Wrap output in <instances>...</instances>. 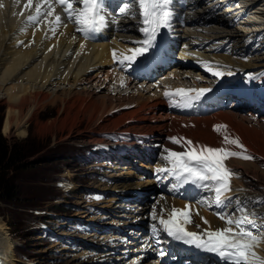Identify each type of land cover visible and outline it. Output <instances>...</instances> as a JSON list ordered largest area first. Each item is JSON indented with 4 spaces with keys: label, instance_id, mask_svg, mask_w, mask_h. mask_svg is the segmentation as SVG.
I'll list each match as a JSON object with an SVG mask.
<instances>
[{
    "label": "bare ground",
    "instance_id": "1",
    "mask_svg": "<svg viewBox=\"0 0 264 264\" xmlns=\"http://www.w3.org/2000/svg\"><path fill=\"white\" fill-rule=\"evenodd\" d=\"M124 1L131 5L130 10L126 14H121L119 10L114 13L113 18L115 21L122 20L120 30L116 31L111 39L103 40L98 35L92 40H85L82 37V33L76 31L78 26L73 21L68 20L66 15L56 6H54L55 14L61 15V23L59 26H55V33H53L51 29L54 27L52 23L54 16L45 18L46 5L42 7L38 21H23L27 13L30 15L35 14V3L41 2V0H33L32 7L27 9L24 7L26 0H20L19 3L15 4L13 0H0V3L3 4V7H0V91L5 90L7 92V99L4 101L6 104V113L3 121L4 133L13 131L25 134L28 124L37 118V113L40 109L45 105L58 103L60 107L57 116L51 122L53 125L59 124L62 127L67 125L72 128V126L79 123L78 112L84 110V113L88 115V124L90 122H95L96 124L99 121L100 123H97L96 126H99L103 131L117 127L116 132L118 131L128 136L129 140L115 143L111 145L112 148H122L127 154H136L139 157L143 155L146 158L153 157L154 160H157L156 164L168 165L162 158L166 155L165 149L174 151L184 150V145L173 143L169 139L173 136L186 138L193 141L194 144L208 145L210 147L222 146L223 137L224 135H228V131L221 129L216 131L213 126L218 125L217 122H221L220 124H222L221 120L229 125L233 123L238 125L240 122L238 114L230 110H221L222 108L218 107L217 110L209 109L212 111H210L211 114L196 115L204 112L201 110L202 101L204 103L212 101L213 98H217L218 93L230 89H219L222 83L228 84L227 79L233 77V80L229 81L238 83L240 80L238 76L241 74L242 76H247L248 74H245V69L250 67L254 69L255 77L263 75L261 73L264 71L262 69L264 68V0H179L176 3L173 0L171 5V26L169 28L174 32L168 35L164 34L166 41L162 46L158 47L154 45L147 53L140 57L146 60L149 58V54H154L157 51L155 60H151L150 62L154 71L156 70V61L165 60L164 45L167 44L171 48L168 49V55L173 51L172 46L181 49L176 56L177 62L181 63V66L193 65L201 68L208 74H212L205 70L204 62H208L213 69L219 68L224 72L225 75L219 77L221 78V83L218 81V86L215 89L211 88V91L206 93L200 100L194 101L191 107L177 106L175 102L179 99H162L159 93L151 91L152 93L146 97L137 95L131 96L130 99L128 98V104L125 103L128 107L124 108L125 111L118 112L119 114L116 117H103V115L105 116V114L110 113L108 111L111 108L108 102L111 103V99L104 97L106 99L101 98L99 101H96L97 99H91L92 96L90 97L88 94H82V92L78 91H65V93L61 94L46 91L49 85L54 86L55 83H71V85H74L73 87H76L80 84L90 83L92 80L100 81V83L108 78L111 80L117 74V67L126 68L129 65L127 62L121 64L112 59V49H116L118 54L126 52L127 49L137 47L138 45L134 41L140 40L135 37V24L126 19L139 16L138 5L135 3V0ZM176 21L180 22V25L177 27ZM35 25L36 27L34 28ZM182 36L188 38L186 44L181 43ZM81 45H83V48ZM260 50H263V52H260ZM141 63L139 57H137L136 61L131 64V67L136 69L133 72L134 74L139 70ZM116 64L118 66H115ZM168 70L169 72H167ZM175 70V66L164 70L160 75L163 76L161 83L167 84L168 77L164 75ZM229 72L232 75H228L227 73ZM188 75H190V72H188ZM178 76L181 75L176 74L174 78ZM119 82L121 83V80ZM239 84L244 86L248 83L242 82ZM202 85L210 88L204 84ZM170 87L174 88V85H170ZM244 87L237 92V95H239L240 99L244 100L247 107L242 108L237 102L233 105H237L241 110L246 109V112H249L247 114H252L254 104L259 102H257V98L253 95L252 89L256 87L263 91L264 77L253 79L250 85ZM259 100L261 101L260 97ZM121 104L123 105V102ZM256 112L263 113L262 115H264L262 108H258ZM240 118L242 120L243 117L240 116ZM260 119L264 120V116ZM201 124H206L208 128L212 127L211 131L207 130L204 132L200 130ZM188 127H195V129H188ZM176 129L179 130L178 134L176 133ZM247 129L249 128L247 127ZM169 133H171V136ZM260 134L262 133L259 131L256 135L261 136ZM229 136L234 137L232 133ZM89 139L92 143L101 142L102 144L103 142V137L100 135H89ZM243 140L244 144H247L248 147L249 143L247 139ZM250 141L252 142V140ZM117 146L119 148H116ZM228 147L232 148L233 146L228 145ZM259 152L264 157V150L260 149ZM126 159H129V157L126 156ZM226 163L237 173L231 180L232 190L226 194V196L232 198L227 207L224 206V203L218 205L215 202V193L213 191L202 189L198 186L190 190L183 185L174 190L173 185H170L167 188L170 197H164L159 191H156L152 179L148 177V172L143 176L139 174L131 182L121 181L115 182L114 185L112 184L113 186L109 187L112 193L106 195L107 199H101L103 201L101 204L110 205L117 200L120 201L117 202V208H121L129 197H143L144 199L146 193L153 195V190H155V204H149V213H153L155 209L157 217L163 216L167 218V213L173 207L182 209L185 205H190L193 222L188 224L187 227L193 232H201L204 229L215 230L224 228L226 226V224L222 223L224 221L218 218L219 222H217L214 216H217V212L239 215L240 213L235 211L238 206L237 200H239V206L246 208L248 213H254L259 224L261 219L259 213L264 211V169L258 163L242 159H230ZM157 167L159 168L158 165ZM120 168L124 170V172L122 171L123 174H129L126 170H131L125 165H122ZM173 183H176L175 179ZM180 189L188 191V195L197 193L195 201H206V203H189L185 199L184 201L178 200L177 198L180 196L176 197V195H178V190ZM201 197H205V199H201L200 201L199 198ZM147 200L149 203H152L151 197L147 198ZM128 203L127 208L131 206L137 207L138 210L136 212H140L133 216L135 219L140 220L136 224H131L136 228L140 227L138 229L129 227L135 231H140V233L138 235L135 233V235L130 237H126L127 234L118 235L119 237L107 232L103 234L104 231L98 235L95 233L87 235L86 237L97 236V239L89 241L103 251L102 254L97 255L95 258H102V261H109L111 258L121 260L128 253H131L134 256L130 260H126L127 262L125 261V264H130L129 262L135 257V251L140 250L141 244H143V247L151 244L147 236L149 227L145 226L147 224L143 218V213L146 212L145 208L139 206V204ZM144 204H147V201ZM151 206L152 210H150ZM123 210H125L124 207ZM117 216L126 215L121 214ZM201 217L207 220L208 223H204ZM130 221L127 219L122 222L113 220L104 224L111 225L115 223L117 225L124 224L128 226L130 225ZM156 221L157 230H153V225L149 228L152 231L151 235L161 232L162 228L159 226L158 220ZM196 225H199V227ZM99 226L98 229L103 230V227L107 228L102 224ZM6 229V224L0 219L1 259L4 261L7 258L4 261L5 264H16L15 261L17 259L14 257V250L12 249L10 237ZM109 231H111V228ZM98 237L100 238L98 239ZM110 237H112L111 241L108 242V238ZM138 238L140 239L139 244L131 248L130 244H135ZM129 239L134 240V242H126ZM124 242H126L125 245ZM109 244L113 245L107 247ZM119 245H122V249L118 251L119 255L112 257V252ZM256 248L264 255V242H261ZM214 255L216 258H220L216 254ZM6 260L9 262H6ZM212 260L213 258L210 259V261Z\"/></svg>",
    "mask_w": 264,
    "mask_h": 264
},
{
    "label": "rangeland",
    "instance_id": "2",
    "mask_svg": "<svg viewBox=\"0 0 264 264\" xmlns=\"http://www.w3.org/2000/svg\"><path fill=\"white\" fill-rule=\"evenodd\" d=\"M263 50H260V52H263ZM181 67H189L188 70H191L193 75L196 74L202 78V81L198 80V82L204 83L205 86L210 87L209 89H215L218 86V81L221 83V78H217L214 75L208 74L201 68H197L193 65H180V70ZM167 72H169V70ZM245 72L249 74L251 73V75L241 77L238 83H232V81H228L229 84L221 85V88L219 87V89L223 90H225V88H230L233 91L229 89L225 92L218 93V101L213 103L214 99H217L213 98L212 101L210 100L207 103L214 104L210 106H219L223 103L225 106H223L221 110H230L233 111V113L238 114V120H240L238 125H235L236 123L229 125L224 123L223 120H221L222 124H220L221 122H216L218 125H226L227 128L221 130H227L228 135L232 133L234 137L239 138L240 142L245 145L247 154L253 157V159L247 161L258 163L260 167L264 169V157L259 152L260 149L264 150V120L260 119L264 115H262L263 113L256 112L258 108H262V110H264V91H259L256 87L252 89L253 94L258 97L257 102L259 101L257 104H254V111L251 110L252 114L254 115L247 114L249 112H246V109L241 110L237 105H233L237 102L239 106H242V108L247 107L244 100L239 98L237 92L241 90V88H245L244 86L250 85V82L255 79V71L250 67L246 68ZM261 74H264V71ZM118 76V74H115L113 79L110 80L108 78L107 80H103L101 83L100 81L92 80L90 83L80 84L76 87H73L74 85H71V83H55L54 86L49 85L46 88V91H51L53 93L56 92L57 94H61L63 92L65 93V91H78L82 92V94H88L90 97L92 96L91 99H97L96 101H99L101 98L111 99L112 102H108V105L111 108L108 111L110 113L107 115L105 114V116L103 115V117L113 118L116 117L120 112L125 111V109L128 107L125 105V103L128 104L131 96L139 95L146 97L152 92H155V89L151 90L139 87V84L135 85L133 82L127 81V83H125V81L128 79L125 75H122L123 78H121L122 76H119L120 78ZM157 78L159 77H155V79ZM119 79H123V85L119 82ZM172 79L173 82L177 84H190L193 82L192 77L190 78L183 75ZM242 82H247L248 84L241 86L239 83ZM6 97L7 92L5 90H1L0 109H3V113H1L2 135L8 141H12L24 139L30 133L42 141V143L38 145L40 150L33 156L29 157L28 160L36 162L29 170V173L35 177L34 179L44 178L43 181L37 183L34 182L33 185L35 187L31 190L40 192V195H42V197L45 199L41 200L40 206L37 207L23 205L19 200H0V219L7 226L6 230L10 237V243L13 247L12 249L14 250V257L17 259V261H15L16 264H125V261L130 260V257H132L131 253H128L125 258L121 260L111 258V261H102V258H95L97 255L103 253L102 249L98 248L95 244L93 245V243L89 241L92 239H97V236L86 237L87 235L94 233L98 235L103 231V234L106 232L110 233V228H119V225L115 223L111 224L112 226L106 225L107 228L105 230L98 229L100 227L99 225L104 224L105 222H111L113 220L121 222L124 220L123 218L122 220L117 219L120 217L115 215L117 213L115 212V208H117L118 205L117 202L120 201L116 200L110 205L101 204L99 200L100 194L95 193V190L99 189L100 192H102L103 189L107 190L108 194L101 195V199H107L106 195H110L112 193L109 187H112L115 182H131L135 180L139 174H142L143 176L148 172V177L152 179L155 189H160L162 196L170 197V193L167 191V188L174 184L173 177H170L169 180V175L167 173L157 172L151 174L150 171L154 169V165L156 164L157 160L141 159L138 158L139 156L136 154L127 156L129 159L134 156L130 160H124L123 158L119 159V162H121L122 165H125L131 169L130 171L126 170L129 174H123L122 171L124 172V170H121L120 168L122 165L119 163L108 164L107 157L112 154L110 152V149L113 150L111 145H114V142L119 139L122 141L129 140L128 136L118 131L116 132L117 127L103 131L99 126H96L97 123H100L99 121L96 124L95 122H90L89 125L87 123L88 115L84 113V110H80L78 112L77 116L79 123L78 125L72 126V128L71 126L67 125H64V127L60 126L59 124L53 125L51 122L57 116V112L60 107L58 103L48 104L40 109L37 113V118L28 124L25 134H19L13 131L10 133H4L3 121L6 113V104L4 101L7 99ZM259 97L261 98V101L259 100ZM122 102L123 105L121 104ZM201 103V110L204 112H200L196 116L211 114L212 111L209 110V106L207 107L203 101ZM240 116L243 117L242 120ZM240 123L242 124L240 125ZM247 127L249 129H247ZM211 128L212 127L208 128L206 124H201L200 130L204 132L207 130L211 131ZM188 129H195V127H188ZM259 131L262 133L260 134L261 136L256 135L259 133ZM178 132L179 130H177L176 133L178 134ZM92 134L95 136H102V144L101 142L92 143L89 141V135ZM170 134L171 133H169V135ZM243 139H247L250 147H247V144H244L245 142H243ZM250 140H252L254 147ZM109 143L114 144L109 145ZM180 145L183 144L180 143ZM116 148H119V146ZM232 148V150H239L235 146ZM156 165H158L159 168L164 166L162 164ZM167 166L169 165L164 167ZM178 191L181 193L176 195V197L180 196L177 198L178 200L184 201L185 199V201L189 203L197 202V200L195 201V197L197 198V193L188 195V191H184L183 189ZM87 193L90 195V197ZM22 197H26V195L23 196L21 194V198ZM199 199L201 201V199H205V197H201ZM100 207L104 208L103 213L98 212ZM127 211L130 212V210H125V212ZM259 216L264 218V211L260 212ZM144 217L145 216L143 215V218ZM214 218L217 222H219L217 216H214ZM127 220L130 221L131 219ZM131 222L133 221H130L129 223ZM144 222L147 224L145 225L146 227L148 226L150 228L151 225H156L157 227V221H155L153 217L151 218V215L148 217V219L145 218ZM222 223L225 224V222ZM149 228L147 230V236L150 239L151 235L149 234ZM261 231L264 232V229ZM99 238L100 237H98V239ZM111 238L112 237L108 238V242L111 241ZM139 240L140 239L138 238V241ZM129 241L134 242V240L130 239L126 242ZM126 242H124V245ZM138 244L139 243L135 242V244L132 243L130 245L131 248H134ZM112 245L113 244H109L107 247H111ZM122 245H119L120 247L118 246L117 251L122 249ZM256 251L259 256L264 257V255L261 254L257 248ZM117 255H119V252H116V250H114L111 254L112 257ZM120 255L122 256V254ZM128 255H130V257ZM6 262L9 261L6 260Z\"/></svg>",
    "mask_w": 264,
    "mask_h": 264
},
{
    "label": "snow or ice",
    "instance_id": "3",
    "mask_svg": "<svg viewBox=\"0 0 264 264\" xmlns=\"http://www.w3.org/2000/svg\"><path fill=\"white\" fill-rule=\"evenodd\" d=\"M20 0H13V3H19ZM173 0H135L139 8L140 33L143 34L142 40L134 41L137 47L127 49L126 52L118 54L116 49H112V59L123 64L127 62L129 66L136 61L137 57L143 56L151 49L157 39L161 29L169 28L172 18ZM54 4L63 9L67 19L73 21L78 27L76 31L82 32L84 38L100 31L106 24L105 0H41L35 3V14L28 15L27 21H38L41 10L44 5L47 6L45 18L54 16V27L51 29L55 33V26L61 23V15L55 14ZM33 0H26L24 7L31 8ZM0 7L3 4L0 3ZM131 8L129 3H125L120 8L121 14H126ZM15 15V13H13ZM23 30V29H22ZM83 48V45H81ZM205 70L219 78L225 75L219 68L213 69L208 62H204ZM232 75L231 72L227 73ZM197 79H200L197 77ZM123 85V79H121ZM143 87V86H141ZM209 88H175L164 91L166 98L178 97L175 103L177 106L191 107L194 101L200 100ZM214 130L226 129V125H214ZM173 143H183V151H174L165 149L166 155L162 158L169 167H161L157 172L167 173L176 181L173 188H179L186 184H193L202 189H207L215 193V202L219 205L224 203L227 207L231 202V197L226 196L231 189V179L237 173L228 167L227 161L231 158L251 160L253 157L247 154V149L239 138L224 135L222 146L210 147L208 145L194 144L193 141L183 137H170ZM228 145L235 146L239 150H232ZM206 203V201H201ZM235 211L239 215L229 214L227 212H217L219 219L223 220L226 226L222 229H204L201 232L187 230V225L192 223V214L190 205L184 208L173 207L167 213V218L156 216L153 211V219L158 220L159 226L168 236L177 241H182L188 245H194L198 249L206 252L215 253L226 264H264V257L256 252V247L264 242V218L257 223L254 213H248L247 209L239 206ZM204 223H208L203 217ZM199 227V225H196ZM156 231V225H153ZM161 255L164 253L161 252Z\"/></svg>",
    "mask_w": 264,
    "mask_h": 264
},
{
    "label": "trees",
    "instance_id": "4",
    "mask_svg": "<svg viewBox=\"0 0 264 264\" xmlns=\"http://www.w3.org/2000/svg\"><path fill=\"white\" fill-rule=\"evenodd\" d=\"M1 113L3 109H0V200H19L29 207L40 206L45 198L31 189L35 187L34 182L44 178L34 179L29 170L36 162L28 159L40 150L38 145L42 141L30 133L24 139L8 141L1 133ZM21 194L26 197L21 198Z\"/></svg>",
    "mask_w": 264,
    "mask_h": 264
}]
</instances>
